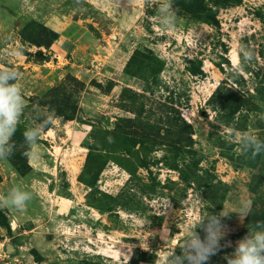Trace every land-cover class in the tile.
<instances>
[{"label":"rangeland","instance_id":"obj_1","mask_svg":"<svg viewBox=\"0 0 264 264\" xmlns=\"http://www.w3.org/2000/svg\"><path fill=\"white\" fill-rule=\"evenodd\" d=\"M185 1L174 0L178 22L162 29L159 0H85L80 11L74 0H0V67L21 74L26 108L20 125L29 128L51 118L37 144L42 158L28 159L26 174L11 159L0 161V195L17 186L34 193L24 211L0 209V217L10 222V230L0 224V264H130L145 251L144 264H163L197 217L223 207L237 211L242 200L253 203L251 180L264 172V154L250 167L231 134L251 130L264 140V0L218 6L221 0H203L218 7L217 26L186 14ZM43 26L59 34L51 46L35 43ZM240 46L252 50L254 58L234 76L231 61ZM17 48L23 49L19 57L11 55ZM137 50L151 57L152 68L162 62L163 70L149 80L127 74L125 66ZM125 86L130 89L124 91ZM228 88L239 95L232 101L243 100L240 111L221 101ZM175 113L194 128L193 151L209 183L185 186L179 172L163 162L172 156L164 145L152 147L150 171L138 168L129 180L131 174L116 161L127 157L116 151L123 146L116 141L99 175L96 199H89L91 188L79 177L96 130H113L120 118L134 117L143 122L142 134L145 125L157 124L169 133ZM152 179L160 185L149 192L151 186L145 189L143 183ZM103 201L113 210L101 209L107 206ZM245 219L235 212L224 218L232 231L221 244L230 240L232 245L208 264H227L225 257L244 235L230 236L245 227ZM8 243L15 247L12 254Z\"/></svg>","mask_w":264,"mask_h":264},{"label":"trees","instance_id":"obj_2","mask_svg":"<svg viewBox=\"0 0 264 264\" xmlns=\"http://www.w3.org/2000/svg\"><path fill=\"white\" fill-rule=\"evenodd\" d=\"M243 0H221V2H217L218 5H234L240 4ZM188 0L182 3L183 11L190 15L196 21L207 22L213 25H219V20L217 18L219 10L218 7L211 8L204 4L203 0H192L190 6L187 4ZM39 38L36 40V44L51 46V44L58 39L59 34L49 26L41 27L39 32ZM151 57L143 56L138 50L133 53L130 57L129 61L125 66V72L131 76H136L144 80H149L150 76H155L156 73L161 72L163 70V63L159 67L152 68L150 64ZM146 69V70H145ZM151 69L150 75H145ZM201 71V69L199 68ZM193 74H199L200 72L194 68L190 70ZM264 77V76H263ZM262 84H264V79L262 80ZM128 86H125L123 90H129ZM230 94H228L223 101L224 104H234V110L240 111L243 106V100L240 98H236V101L232 98L237 95L239 96L234 89L228 88ZM262 92V88L259 90ZM216 98L218 99V94H220V85L217 87ZM224 96V95H223ZM231 99H230V97ZM231 100V101H230ZM226 105L223 106L225 108ZM75 111L76 107L71 108ZM127 111H131V109H126ZM135 112V111H132ZM136 113V112H135ZM137 114V113H136ZM61 116H65L66 118H74V114L66 115L61 114ZM170 121V129L169 133H167L168 129H162L161 124H157L150 127H144V134L141 133L139 129H142V123H137L134 117H123L120 118V121H117V126L113 130L109 129H98L96 130V136L90 145V151L84 166V169L79 177L80 181L85 183L91 188V192L88 194L89 199L93 196V200L95 201V193L99 192L98 188V180L99 175L102 169L105 167L109 156H107L110 147L116 146V141L123 145L120 148H115L124 151L127 157L123 156L121 160L116 158L117 162L124 166V168L131 174L129 180L133 179L136 176L138 168H145L150 171V166L152 161L148 158L150 156V152L152 147L164 145L168 150H171V159L170 161L163 160V162L177 170L180 174V178L182 182L187 187L201 188L205 184H208L209 181L205 180L204 177L200 174V160L196 158V152L193 151L194 147V128L193 126L187 122L180 113H175L174 116L169 117ZM135 123L137 125H135ZM27 128L24 125H19V129L15 136L13 137V142L16 144L15 154L10 158L15 169L22 175L26 174L31 168L29 164L28 158H26L23 153L27 150L22 133ZM132 129H137L133 130ZM156 135V138H155ZM114 137L115 139H112ZM111 138V139H110ZM263 140V139H262ZM140 143V148L134 149L136 145ZM186 149V150H185ZM105 152V153H104ZM183 152L185 154H183ZM263 155V154H262ZM262 155H258L255 160H250L247 164L255 168L259 165ZM133 158L134 162L132 163L131 159ZM152 173V172H151ZM1 181V176H0ZM145 189L149 186V192L155 191L160 185V182H157L156 179H152L151 183H143ZM264 186V172H257L253 175L251 180L250 188L255 193L254 201L252 203V214L250 217L245 219L244 228L236 233L231 234L232 239L239 238L245 235L248 232V228H251L257 221H264V193L258 194L260 192V188ZM146 191V190H145ZM92 201V200H90ZM93 203V202H92ZM102 203H106L105 208H101V206H97L98 208L103 209L104 211L113 210L109 201H103ZM121 206V205H120ZM116 207V206H115ZM218 208V207H217ZM0 224L10 230V222L8 218L3 215L0 217ZM140 253V252H139ZM146 254L145 257H135L132 258L130 264H144L147 262V254L145 252H141Z\"/></svg>","mask_w":264,"mask_h":264},{"label":"clouds","instance_id":"obj_3","mask_svg":"<svg viewBox=\"0 0 264 264\" xmlns=\"http://www.w3.org/2000/svg\"><path fill=\"white\" fill-rule=\"evenodd\" d=\"M145 4L151 0H143ZM77 11L82 10L85 0H74ZM177 13L174 8V0H159L157 23L162 29L174 28L177 24ZM23 54L22 48L11 51V55L19 57ZM254 52L244 46L236 50V55L231 61L232 74H240L245 65L252 61ZM21 80L19 71L11 66L0 67V161L9 160L14 154L16 144L13 137L19 129L21 118L26 108L23 89L18 82ZM44 124L34 125L27 128L23 133L24 144L27 150L23 155L29 160H39L42 154L37 149L41 139ZM234 143L239 146V155L250 160H255L258 155L264 154V140L251 130L233 132ZM34 198V193L21 187L11 188L6 195H0V209L12 208L24 211ZM235 212L240 221L252 214V201L242 200L238 210H226L225 207L219 212H208L200 215L188 225V231L177 245L165 256L163 264H208L211 257L217 255L223 247L231 246L230 240L221 244L232 231L224 218ZM199 227L204 236L197 232ZM179 247L180 253L176 249ZM227 264H264V221H257L242 238L235 242L234 251L225 257ZM159 259V258H158Z\"/></svg>","mask_w":264,"mask_h":264},{"label":"water","instance_id":"obj_4","mask_svg":"<svg viewBox=\"0 0 264 264\" xmlns=\"http://www.w3.org/2000/svg\"><path fill=\"white\" fill-rule=\"evenodd\" d=\"M14 250H15L14 245L12 243H8L7 244V251H8V253L9 254H12Z\"/></svg>","mask_w":264,"mask_h":264},{"label":"crops","instance_id":"obj_5","mask_svg":"<svg viewBox=\"0 0 264 264\" xmlns=\"http://www.w3.org/2000/svg\"><path fill=\"white\" fill-rule=\"evenodd\" d=\"M63 127H64L63 130L65 129L64 131L67 132V130H66V126H63Z\"/></svg>","mask_w":264,"mask_h":264}]
</instances>
